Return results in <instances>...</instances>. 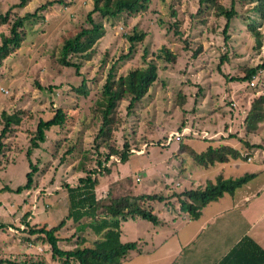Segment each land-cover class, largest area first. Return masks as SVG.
<instances>
[{"label":"rangeland","instance_id":"obj_1","mask_svg":"<svg viewBox=\"0 0 264 264\" xmlns=\"http://www.w3.org/2000/svg\"><path fill=\"white\" fill-rule=\"evenodd\" d=\"M18 1L0 0V13ZM47 1L27 0L23 7H14L8 22L0 21V45L9 36L15 17L33 12ZM63 1L25 20L20 46L9 44L0 54V130L2 112L20 119L0 137V259L61 264L58 257L51 256L48 244L40 237L25 239L27 231L21 220L28 213L25 217H29L31 224L45 223L48 227L58 224L67 214L64 184L75 185L80 176L95 168L96 159H104L108 147L100 143L98 150L95 149L99 121L96 101L112 65L118 78L131 69L144 67L147 61H154L158 78L130 113L125 108L128 100H121L118 110L121 121L109 141L118 149L128 142L129 159L120 162L119 156L112 155L108 162H103L111 171L98 176V195H105L109 189L114 194L168 195L171 190L180 192L214 181L218 174L235 178L256 172L246 185L250 189H243L240 195H250L251 190L255 197L258 195L255 204L250 196V202L243 201L244 205L253 203L247 216L250 221L255 220L254 213L264 205V119L248 136L244 134L243 121L252 100L264 93V69L256 73L254 87L248 80L227 79L243 76L245 68L254 67L263 59L264 48L255 46L248 25V18L254 20L264 38V19L253 11L255 1L218 0L227 9L233 5L237 13L226 33L223 32L226 18L200 0H150L145 9L116 18L93 14L94 21L101 22L105 32L89 57L71 55L80 65V74L75 73L74 67L60 65L57 56L64 38L89 26L86 16L92 9V0ZM133 28L145 32V36L142 41L134 42L131 53L125 57L131 46L127 36ZM162 47L175 54L174 62L157 56ZM82 79L87 94L77 91ZM58 107L64 110L66 121L62 126L46 130L45 140L30 150V138L38 121L50 118ZM181 123L184 127L179 129ZM228 134L243 136L251 143L261 144V148L243 151L251 152L248 160L232 159L224 165L217 163L207 168L193 163L187 153H177L180 142L201 151L211 141L219 143L221 136L228 138ZM225 143L239 145L235 138H228ZM30 164L37 171L33 186L24 188ZM227 196L226 206L231 202V196ZM167 202L144 204L158 216L157 223L140 217L121 222V241L137 242L121 264H159L166 255L173 261L178 247L173 245V239L180 238L174 233L184 221L185 212H179L174 199ZM74 226L68 221L58 232L61 248H74L79 236L84 237V245H91L99 238L90 229L78 232ZM72 234L73 238L67 239ZM221 235L226 239L228 231ZM204 237L206 234L202 233L196 240ZM0 264L6 263L0 261Z\"/></svg>","mask_w":264,"mask_h":264},{"label":"trees","instance_id":"obj_2","mask_svg":"<svg viewBox=\"0 0 264 264\" xmlns=\"http://www.w3.org/2000/svg\"><path fill=\"white\" fill-rule=\"evenodd\" d=\"M150 0H92V9L87 13V20L89 26L82 27L72 36L63 39L57 56V62L64 67H74L75 73H79L80 65L71 59L72 54H81L89 57L93 53V46L104 35V26L101 22L94 21L92 15L100 14L103 17L116 18L123 13H137L146 8ZM253 11L264 19V0H254ZM55 2H64L63 0H48L47 2L38 6L33 12H27L23 16H17L13 19L10 25V34L5 36L0 45V54L7 49L9 44L15 45L17 48L20 46L22 39V31L24 21L38 16L40 10L46 9ZM201 4L206 3L213 6L215 13L219 16L223 15L226 22L223 32L226 33L230 20L237 15L233 5L228 9L225 8L218 0H200ZM27 0H19L17 3L10 6L5 13H0L1 23H7L10 18V12L14 7H23ZM248 25L255 39V46L260 49L264 48V38L261 31L254 24V20L248 18ZM173 27H177V23H173ZM178 30L175 29V32ZM145 32L137 31L133 28L131 34L127 36L128 41L131 42L127 57L131 51L134 42L142 41ZM200 50L197 49L193 52V56ZM145 52L142 57L145 58ZM158 57H164L169 62L175 61V54L171 50L162 47L159 50ZM223 57L221 60L223 61ZM221 61V62H222ZM264 69V55L261 63L254 67L245 68L243 76L227 77L230 80L249 81L252 77H256L259 70ZM114 65L109 68L105 82L102 85L100 92V99L96 101V109L98 114V129L94 136L96 142L95 149L98 150L100 143H104L108 150L105 152L104 159H96L95 168L86 172L84 176H80L75 185L68 183L64 184L66 195L68 199L67 214L59 221L58 224L48 227L45 223L31 224L25 216L22 217L27 235L29 237L41 238L49 246L52 257H58L61 264H121L125 259L126 254L130 250L136 248V241L122 242L121 236V222L129 218L134 219L140 217L153 223H157L159 218L153 213L151 208L144 207L145 202H167L168 199H174L173 202L177 209L181 212L187 213L190 219H197L200 216L201 209L209 202L217 200L223 194H233L235 190L248 181L253 179L258 173L246 172L243 175L235 178H226L222 174H218L214 181L208 180L203 186H195L184 188L180 192L171 190V193L165 195L163 193H141L134 194L131 192L114 194L112 189H109L105 195H98L97 186L99 185V175L110 173L109 166H103V162H108L110 156H119L120 162H125L129 159L130 147L128 142H124L121 149H118L114 144L110 143L112 133L117 129L119 124V105L121 100L127 99L126 113H130L134 107L146 95L149 87L158 78V68L154 61H147L144 67H136L129 70L125 75H120L116 78ZM77 87V91L87 94L85 88V80ZM248 82V84H249ZM255 86V85H254ZM251 86V87H254ZM48 88H51L49 86ZM182 101L183 97L178 96ZM264 93L259 94L252 100L251 108L248 110L244 117V129L246 136L253 133L259 122L264 119ZM3 126L0 130V137H4L10 130L11 124L20 122L18 116L14 114L1 113ZM66 121V114L62 108H56L53 115L46 119H40L36 125L33 136L30 138V150L39 146V142L45 140V132L52 126H62ZM184 127L181 123L179 129ZM228 138L238 139L239 145L233 146L228 141L226 136L220 137V142L213 144L211 141L203 150L196 151L191 146L180 142L177 150L178 154L187 153L193 163L202 167L213 166L217 163H228L232 159L251 158L247 152L243 151L249 149L261 148V144L251 143L243 138V136L228 134ZM166 138V137H165ZM167 139V138H166ZM249 139V138H248ZM166 141V140H164ZM145 144H147L145 142ZM242 144V145H240ZM244 149V150H243ZM29 150V152H30ZM72 148L69 149L71 151ZM98 155L99 152L96 151ZM37 171L36 166L30 164V170L26 173V183L24 188L33 186V176ZM22 187L18 188L20 191ZM172 203V202H171ZM170 203V204H171ZM174 205V206H175ZM71 221L75 226V231L81 232L90 229L99 238L96 239L91 245H84V237L79 236L76 240V246L72 249H63L59 246L58 232ZM21 222V223H22ZM212 229V228H210ZM209 228L205 233L209 232ZM211 234V232H210ZM209 234V235H210ZM72 236L68 237L73 238ZM225 245L218 253L212 257L197 258L194 264H264V248L255 241L248 234H242L233 237L230 233L225 239ZM201 253L204 255V247L200 246ZM1 262L6 264H42L43 261H15L10 259H0Z\"/></svg>","mask_w":264,"mask_h":264},{"label":"crops","instance_id":"obj_3","mask_svg":"<svg viewBox=\"0 0 264 264\" xmlns=\"http://www.w3.org/2000/svg\"><path fill=\"white\" fill-rule=\"evenodd\" d=\"M250 181L237 188L233 194H229L231 202L227 206L226 199L228 193H225L222 197L204 206L197 219H190L187 213H183L182 218L184 221L179 224L174 233L175 236L177 234L180 235V238L175 237L173 239V245L178 246L174 251L173 261L170 262L168 255H166L161 258L159 264H194L196 259H200V257L204 259V257L210 258L214 255L213 258H215L218 250L222 249L225 245V238L221 235L223 231H228V236L231 233L233 237L248 234L264 248V205L261 206L257 213H254L256 219L250 221L247 213L254 205L253 203L251 205L249 203L244 205L243 201H249L250 196V198L253 197L255 199V204L258 201V195L255 197L254 192L251 190L252 194L240 196L243 189H250L249 186H246ZM204 184L199 183L197 185L203 186ZM208 228L212 229L208 233H205ZM210 232L212 236L209 235ZM202 233H205L206 237L201 241H197L196 239ZM228 236H225L226 239ZM200 246L204 247V255L199 250ZM170 251L171 249L165 253Z\"/></svg>","mask_w":264,"mask_h":264},{"label":"built area","instance_id":"obj_4","mask_svg":"<svg viewBox=\"0 0 264 264\" xmlns=\"http://www.w3.org/2000/svg\"><path fill=\"white\" fill-rule=\"evenodd\" d=\"M249 85H251V86L255 85V77H252V79L249 82ZM248 159H250V158H248ZM263 162H264V159H263Z\"/></svg>","mask_w":264,"mask_h":264}]
</instances>
